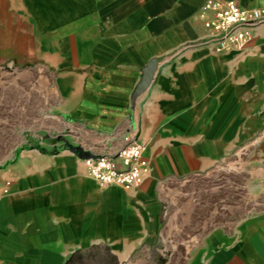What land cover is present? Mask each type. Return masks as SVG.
Segmentation results:
<instances>
[{
    "label": "crops",
    "instance_id": "1",
    "mask_svg": "<svg viewBox=\"0 0 264 264\" xmlns=\"http://www.w3.org/2000/svg\"><path fill=\"white\" fill-rule=\"evenodd\" d=\"M234 1L244 9L264 0ZM206 0H0V62L46 64L55 115L69 126L144 145L137 189L101 188L71 150L20 153L0 170V264H89L151 242L160 184L203 173L251 150L264 163V24L241 50L199 45ZM158 68L132 105L142 71ZM69 149V148H68ZM186 264H264V215L214 229Z\"/></svg>",
    "mask_w": 264,
    "mask_h": 264
},
{
    "label": "rangeland",
    "instance_id": "2",
    "mask_svg": "<svg viewBox=\"0 0 264 264\" xmlns=\"http://www.w3.org/2000/svg\"><path fill=\"white\" fill-rule=\"evenodd\" d=\"M59 103L56 75L46 64L0 62V170L37 149L57 152L74 145L104 153L120 147L114 133L58 119ZM254 155L239 152L203 173L162 182L157 236L129 255L104 251L89 264H186L212 230L257 220L264 215V163Z\"/></svg>",
    "mask_w": 264,
    "mask_h": 264
},
{
    "label": "built area",
    "instance_id": "3",
    "mask_svg": "<svg viewBox=\"0 0 264 264\" xmlns=\"http://www.w3.org/2000/svg\"><path fill=\"white\" fill-rule=\"evenodd\" d=\"M201 19L208 36L199 45L216 53L241 50L251 40L249 32L264 24V8L244 9L234 1L206 0ZM83 159L86 175L101 188L119 187L127 191L139 188L149 177L151 166L144 158V145L135 139L133 130L123 136V146L104 153H93ZM10 183L0 192V202L8 193Z\"/></svg>",
    "mask_w": 264,
    "mask_h": 264
},
{
    "label": "water",
    "instance_id": "4",
    "mask_svg": "<svg viewBox=\"0 0 264 264\" xmlns=\"http://www.w3.org/2000/svg\"><path fill=\"white\" fill-rule=\"evenodd\" d=\"M157 68H158V60L153 59L143 69L141 80L138 83L132 95L133 107H135L136 105V100L149 89L154 79V76L156 74ZM68 147H70L71 151H73L75 154H77L82 159H89L93 157V154L90 151H86L81 147L74 146V145H69Z\"/></svg>",
    "mask_w": 264,
    "mask_h": 264
},
{
    "label": "trees",
    "instance_id": "5",
    "mask_svg": "<svg viewBox=\"0 0 264 264\" xmlns=\"http://www.w3.org/2000/svg\"><path fill=\"white\" fill-rule=\"evenodd\" d=\"M19 155V154H18Z\"/></svg>",
    "mask_w": 264,
    "mask_h": 264
}]
</instances>
